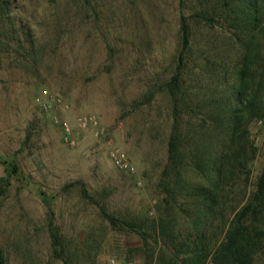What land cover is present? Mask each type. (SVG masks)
<instances>
[{
    "label": "rangeland",
    "instance_id": "1",
    "mask_svg": "<svg viewBox=\"0 0 264 264\" xmlns=\"http://www.w3.org/2000/svg\"><path fill=\"white\" fill-rule=\"evenodd\" d=\"M0 1V245L8 264H143L140 237L113 228L101 208L135 221L155 216L179 17L191 27L180 74L193 92L230 95L240 45L219 22L210 30L198 21L212 0ZM43 89L63 103L45 112L35 102ZM80 116L94 117L102 132L81 127ZM249 128L251 188L264 168V114ZM116 151L126 166L115 165Z\"/></svg>",
    "mask_w": 264,
    "mask_h": 264
},
{
    "label": "trees",
    "instance_id": "2",
    "mask_svg": "<svg viewBox=\"0 0 264 264\" xmlns=\"http://www.w3.org/2000/svg\"><path fill=\"white\" fill-rule=\"evenodd\" d=\"M4 6L0 1V15ZM200 11L203 26L211 30L219 22L223 36L240 45L233 92H193L183 83L192 38L181 14L176 71L164 84L170 129L155 216L135 221L101 208L113 228L140 237L143 264H255L264 257V168L253 187L249 183L257 153L249 126L264 114V0H212ZM203 59L201 72L209 78L214 72L206 64L209 57ZM50 230L54 253L61 257L62 239ZM0 264H8L1 245Z\"/></svg>",
    "mask_w": 264,
    "mask_h": 264
},
{
    "label": "built area",
    "instance_id": "3",
    "mask_svg": "<svg viewBox=\"0 0 264 264\" xmlns=\"http://www.w3.org/2000/svg\"><path fill=\"white\" fill-rule=\"evenodd\" d=\"M35 102L42 108L45 112H49L53 107L60 106L63 103V98L61 96H53L52 94H49L47 90L43 89L41 90L38 95L35 98ZM79 125L81 127H87L88 125H93L96 128V134L99 133V131L102 132V129L97 125V121L92 116H80L78 118ZM62 127L68 135V124L66 122L62 123ZM65 140L69 142V144H74V139L70 138L69 136H65ZM114 163L118 167H124L126 166L125 162V155L123 152L116 151L114 153Z\"/></svg>",
    "mask_w": 264,
    "mask_h": 264
}]
</instances>
